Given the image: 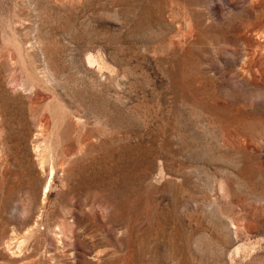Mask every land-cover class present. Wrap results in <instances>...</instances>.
<instances>
[{
    "label": "rangeland",
    "instance_id": "rangeland-1",
    "mask_svg": "<svg viewBox=\"0 0 264 264\" xmlns=\"http://www.w3.org/2000/svg\"><path fill=\"white\" fill-rule=\"evenodd\" d=\"M0 264H264V0H0Z\"/></svg>",
    "mask_w": 264,
    "mask_h": 264
},
{
    "label": "bare ground",
    "instance_id": "bare-ground-1",
    "mask_svg": "<svg viewBox=\"0 0 264 264\" xmlns=\"http://www.w3.org/2000/svg\"><path fill=\"white\" fill-rule=\"evenodd\" d=\"M50 186V185H49Z\"/></svg>",
    "mask_w": 264,
    "mask_h": 264
}]
</instances>
